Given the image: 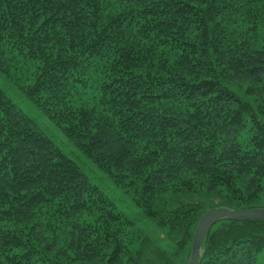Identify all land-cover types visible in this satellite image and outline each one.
Wrapping results in <instances>:
<instances>
[{"label": "trees", "instance_id": "1", "mask_svg": "<svg viewBox=\"0 0 264 264\" xmlns=\"http://www.w3.org/2000/svg\"><path fill=\"white\" fill-rule=\"evenodd\" d=\"M0 74L152 224L0 90V264H188L215 204L187 197H264V0H0ZM262 251L264 219H222L197 264Z\"/></svg>", "mask_w": 264, "mask_h": 264}, {"label": "rangeland", "instance_id": "2", "mask_svg": "<svg viewBox=\"0 0 264 264\" xmlns=\"http://www.w3.org/2000/svg\"><path fill=\"white\" fill-rule=\"evenodd\" d=\"M15 78L8 79L0 74V90L18 107L25 115L30 117L48 136H50L58 147L71 159L80 166L85 167V173L89 177L91 183L99 187L105 195L113 201L116 210L128 220L134 221L139 233L145 232L152 227L150 219L146 218L142 210L137 207L133 199L124 192L123 189L114 186L108 177L93 167L91 162L84 158L82 154L73 146H71L61 135L57 127L51 123L48 118L43 115L33 104L22 94L17 88ZM187 201L204 202L213 205L216 209L240 210L237 204L225 203L220 198L214 196H204V194L195 195V197H187ZM210 203V204H209ZM208 205H206L208 207ZM253 209H264V197L261 201L254 205ZM256 264L264 263V251L256 257Z\"/></svg>", "mask_w": 264, "mask_h": 264}, {"label": "water", "instance_id": "3", "mask_svg": "<svg viewBox=\"0 0 264 264\" xmlns=\"http://www.w3.org/2000/svg\"><path fill=\"white\" fill-rule=\"evenodd\" d=\"M222 219L232 220H261L264 219V209H240L227 210L210 208L206 210L200 217L198 225L195 229L192 244L191 255L188 264H197L200 257L201 241L206 233Z\"/></svg>", "mask_w": 264, "mask_h": 264}]
</instances>
